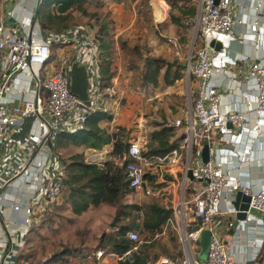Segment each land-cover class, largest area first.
I'll return each mask as SVG.
<instances>
[{
	"label": "built area",
	"instance_id": "2783aa9c",
	"mask_svg": "<svg viewBox=\"0 0 264 264\" xmlns=\"http://www.w3.org/2000/svg\"><path fill=\"white\" fill-rule=\"evenodd\" d=\"M10 1L0 0V17L6 11L5 4ZM198 8L194 37L197 46L191 50L188 67L185 68L192 103L185 118L174 123L182 127L179 148L165 156H145L139 140L132 142L126 154L131 160L124 166L125 179L135 192L143 190L146 196L160 199L163 190L158 184L155 187L148 184L146 167L174 164L179 161L181 151L188 155L182 173V198L173 208L182 256L163 258L156 264H264V238L261 245L255 241L251 244L254 251L252 259L242 261L236 257L237 246L226 243L213 231L217 216L225 212L220 211V205L226 199L227 187L231 184L229 173L242 167L239 161L226 163L225 152L236 144L237 131L248 125L251 113H255L257 118L264 115V59L250 66V75L257 85L255 102L246 96L243 109H222L221 95L212 79L216 71L223 70L228 64V59L211 56V41L229 38L235 23L232 0H220L218 4L216 0H199ZM12 16V25L6 24L3 16L0 18V164L9 163V145L27 147L14 136V132L30 118L32 131L28 140L43 150L32 156L34 150L31 149L12 171L4 167L6 175L0 182V206L8 205L12 210L11 222L28 232L33 223V204L45 200L49 203L58 201L64 189V169H51L52 158L45 152L55 142L57 131L72 128V122L80 125L92 111L90 105L71 90L68 73L71 54L54 58L55 45L68 41L73 35H94L97 38V29L77 25L66 31L49 32L42 28L35 9L25 17L13 12ZM257 27V24L253 26L255 30ZM250 58V54H244L241 60ZM106 91L109 96L117 93L114 85ZM104 108L107 110L106 106ZM258 124L259 120H256V127ZM205 145L209 146L208 161L191 167L193 150ZM123 158L118 161L122 162ZM190 169H194L195 180L203 185L199 189L194 188L191 197L186 199ZM230 186L232 192L241 189L250 196V211L264 212V187L254 190L239 178ZM9 188L15 195H6ZM207 229L212 231V238L207 257L202 260L201 237ZM112 230L115 232L119 228L115 226ZM126 235L136 242L133 247L136 251L140 242L138 230H129ZM129 253L120 255L99 249L95 255L97 259L106 254L125 259Z\"/></svg>",
	"mask_w": 264,
	"mask_h": 264
},
{
	"label": "crops",
	"instance_id": "0c3cea01",
	"mask_svg": "<svg viewBox=\"0 0 264 264\" xmlns=\"http://www.w3.org/2000/svg\"><path fill=\"white\" fill-rule=\"evenodd\" d=\"M192 1L195 3V0ZM197 1L198 3H195L197 5V16L195 18L198 17L199 9V0ZM165 2L157 0L154 4L155 13H157L156 17L159 20L164 18L165 9L167 6V3ZM38 3L39 0H11L10 2H7L5 4L6 11L4 14H2L5 23L8 25L13 24L14 17L12 16V12L14 14L16 13L17 15H21L22 17L28 16L32 10H37ZM232 6L234 9L235 23L230 30V36L229 38L221 41L222 48L220 50H216L214 48L211 50L212 57H216V59L226 57V59H228V64L223 68V70L216 71L212 79V81L217 85V89L221 95V108L225 110L243 109V101L244 97L246 96L255 102L257 85L255 80L250 75V66L253 62L264 59V0H232ZM159 10H162V12ZM2 16L0 18H2ZM255 24L258 25L256 30L253 28ZM93 27H95V30L97 29L96 26ZM74 37L75 36L73 35L68 41L55 45L54 58L59 59L64 54L70 53L72 59V63L70 64L68 72L70 78L72 77L74 65H78L86 69L88 77V100L90 101V108L92 111L103 110L113 114L111 121L103 122L101 125L108 126L110 132L116 131L117 126L126 127L131 131L132 140H139L140 144L142 145V149H146V147H144L145 143L148 142V145L152 144L151 136H149L148 139L146 138L149 129H144L142 127V121L144 122L147 120V118H145V114L148 112V105H145V102L147 104V100L150 98L146 97L145 94L148 93H146V90H141L142 88H140V91H136L134 89V83L131 79L130 82H128V85L126 82L124 85L122 82L123 79H120L119 75L117 74V66L115 63H113V70L116 73L113 77L112 86L114 85L116 87V92L121 91L133 101L136 99L138 102H140L138 104L139 107H137L134 102H130L131 104L128 103L125 106L123 105L124 108H119L120 104L116 103L115 95L109 96L106 89H101L100 86L101 82L99 75V50L97 38L94 37V35L93 37L91 35ZM244 54H250L252 58L248 60H241V57ZM234 60L236 61L235 63L233 62ZM181 62L183 65L184 61ZM120 70H122L121 67ZM131 71L133 73V70ZM180 81L181 80H178L177 82L179 83ZM105 106L107 107V110H105ZM140 107L142 110H145V114L143 113L144 115L141 114L142 116L138 117V115L141 113L139 111V109H141ZM249 116L250 121L248 125L242 130L237 131L238 135L236 136V144L231 145L228 148L229 151L225 152V162L234 163L235 161H239L242 163V167L238 171H230L229 176L231 184L236 180V178H239L244 184L251 185L255 190L257 188L264 187V115H261L257 118L255 113H251ZM85 119L86 117L83 119L80 125H76L72 122V128L66 127L65 129L69 131H75L77 128L79 129L82 127ZM256 120H259L258 127L255 125ZM31 127L32 118L28 119L22 128L14 132V136L17 137L20 142L26 143L27 147L9 145L10 159L9 163L0 164V182H3L5 179L6 174L4 167L8 171H12V169L17 165L18 161L25 157L24 155H26L31 149L34 150L32 156L36 155L38 151L43 150L40 148V145H34L29 142L28 135L30 131H32ZM176 130L175 132L178 135L182 131L181 129ZM146 139L148 141H146ZM107 148L109 149L108 152H110V158L101 160L100 152L102 149L108 150ZM102 149L87 148L85 146H71L66 149V151L72 153H83L84 160L86 162L103 165L107 161L114 158L112 155L113 143L105 145ZM47 150L48 151L45 152L47 157L52 158L51 169L54 168L58 170L63 168L65 171L64 161L60 156V152H55V150L52 148V145L50 150ZM202 150L203 147L197 148L196 156L192 152L190 159L191 167L194 168L199 163L204 162ZM180 155L181 157L179 161L174 164H161L159 166L154 164L152 166L146 167L145 177L148 184L153 187L158 184V186H160L163 190L162 196L160 198V204L172 209L176 207L182 198V189L184 183V177L182 173L186 168L188 155L185 151H181ZM202 185L203 183L200 181L189 178L187 184L189 189L186 194V199L191 197L194 188L199 189ZM230 185L227 187L228 193L225 195L226 199L223 200L220 205V211L229 212L220 213L217 216L216 222L213 225V231L215 234L220 235L226 243L237 246L236 257L238 259L242 261H250L254 254L251 244L255 241L257 245H261L263 242L264 212L251 209L246 220H239L237 218L236 210L232 205V194H234L236 191L232 192ZM10 189L11 188L7 189L6 195H15V192ZM146 197L148 196H146L144 191L141 190L139 192L134 191L130 198H132L134 202H137L144 200ZM7 202H9V200ZM33 209V222L36 220L37 214L39 215L40 211L44 212L45 210H48V216L53 218L51 215L53 210L52 212L49 211L52 209V207L49 206L48 200H45L42 203H34ZM90 209L100 210L101 217L104 219L103 223L108 222L111 232H114L112 230V222L116 216L119 218L116 207L107 203H102L96 207L92 206L80 214L87 213ZM134 215L141 223L142 214L135 212ZM11 216L12 210L8 205L0 206V264H22V251L24 243L27 240L26 236L28 233L24 227L11 222ZM118 218L115 225L116 227H118ZM188 218H190V213L188 214ZM129 219L130 217L125 218L121 220L120 223L122 224L124 222H128ZM230 223H233V225L231 226ZM96 227L97 225L95 224V228ZM33 229L35 228L33 227ZM166 229H171V231H174L178 238V224L174 216H172L163 226L164 233H161L163 235L159 236L160 232H156L153 236L148 235L149 237H147L145 241L140 240L138 243V249L136 251H134L132 248L122 254H127L130 251L128 255L124 256L125 259H119L118 257L107 254L102 256L100 259H97L95 252L100 249L99 243L97 246L94 244L91 245L93 248H90V250L83 249L82 251L78 252L75 251L74 248L71 249L70 252L64 253L63 251L66 249H62V253L60 252L58 254H61V258H63L64 262L62 264H119L120 261H126L133 258V254H137L142 259H146L145 264H156L172 252L170 248L171 245H169V233H166ZM161 242L164 243L165 253L163 251L158 253L153 251L154 248ZM85 250L89 251L88 256L84 253ZM104 250L106 252H114L111 250L110 246L106 247Z\"/></svg>",
	"mask_w": 264,
	"mask_h": 264
},
{
	"label": "trees",
	"instance_id": "16d2710c",
	"mask_svg": "<svg viewBox=\"0 0 264 264\" xmlns=\"http://www.w3.org/2000/svg\"><path fill=\"white\" fill-rule=\"evenodd\" d=\"M90 1L39 0L36 17L46 31H66L81 25L77 20L75 10L87 13V5ZM167 1L173 11L171 14L173 22L180 24L186 18L194 19L197 16V5L192 0ZM105 16L100 14L93 23V26L97 27L100 86L104 90L112 86L116 73L113 70L115 41L111 19ZM123 45L126 46L125 43ZM142 60L144 63L139 79L141 90L159 86L160 82L166 86H172L184 78L185 68L182 62L177 59L169 60L165 57L146 55ZM135 69L139 71L140 67L136 66ZM112 118L113 114L107 111L94 110L86 117L79 129L57 131L56 141L52 144V148L55 152H60L64 161L66 171L64 189L67 191V200L75 214H80L90 207H96L102 203L116 207L119 214V230L109 234L105 233L99 246L103 250L110 246L112 251L122 255L136 244L135 241L127 237L126 234L129 230L136 229L145 235L153 236L156 232L163 230V226L173 216V209L158 202L141 205L127 201L132 196L134 189L129 187L125 179L124 166L131 160L126 154L134 140H132L131 131L126 127L117 126L116 131L110 132L108 126L101 125L103 122L111 121ZM183 118H185L184 115ZM176 129H182V127L170 124L168 120L158 123V127L151 133L152 144L148 145V148L142 149L143 154L145 156H165L179 148L180 134L175 132ZM110 143H113L112 155L114 158L103 165L86 162L83 153H73L66 158L63 156V153L67 152L66 149L71 146L102 149ZM196 151L197 148L193 150L195 156ZM120 157H124L122 162L117 161ZM44 212L47 213L48 210ZM135 212L142 214L141 223L137 221ZM128 217H130L128 222L120 223L121 220ZM71 249L67 248L63 252H70ZM22 256L25 258L27 255L22 254ZM133 256L132 260L120 261L119 264H145L146 259H142L137 254H133ZM181 256L182 252L180 251L174 258L177 259Z\"/></svg>",
	"mask_w": 264,
	"mask_h": 264
},
{
	"label": "rangeland",
	"instance_id": "374dc122",
	"mask_svg": "<svg viewBox=\"0 0 264 264\" xmlns=\"http://www.w3.org/2000/svg\"><path fill=\"white\" fill-rule=\"evenodd\" d=\"M156 1L91 0L87 5V13L75 10L77 20L81 25L93 27L94 20L100 14L103 17L106 15L105 17L111 19L112 34L115 41L113 56L114 63L117 66V74L120 79H123L124 85L125 82L128 85L131 79L136 91H140V87L142 88L139 79L144 63L143 57L150 55L185 62L189 58L190 51L194 46H197L194 44L197 18H186L182 20L181 24L175 23L171 17L173 12L171 5L167 0H160L166 1L167 6L164 18L159 20L156 17L157 13H155L154 4ZM195 3H198V1L195 0ZM159 11L162 12V10ZM136 66L140 67L139 71L135 69ZM120 67L122 70H120ZM131 70H134V72L132 73ZM146 93L148 94H145V96L150 98H148L149 100L146 99L147 104L145 102V105H148V112L145 114V110H142L140 107L139 111L141 113L138 117L145 114V118H147L146 121H142V127L149 129L147 139L151 136L152 131L158 127V123L168 120L170 124H174L177 119H183V115L187 114L192 103L189 95L190 83L185 75L175 85L166 86L163 82H160L159 86L146 89ZM115 101L120 104L119 108H124L130 102H134L139 107L138 104L140 103L136 99L133 101L121 91L115 94ZM147 139L146 141H148ZM144 147L148 148V142L144 144ZM108 151L109 149H102L100 152L102 154L100 156L101 160L110 158V152ZM71 154L73 153L66 152L63 153V156L66 158ZM127 201L130 203H140L141 205H147L152 202L160 203V199L154 197H146L144 200L137 202H134L132 198H128ZM49 206L52 207L49 211L52 212L53 210L51 213L53 218L49 217L46 212L40 211L39 215L37 214L36 220L30 226L32 229L26 236L27 240L24 243L22 251V254L27 256L21 258L22 264H62L64 262L63 258H61V254H58L62 249L75 248V251L78 252L83 249L90 250V248H93L91 245L97 246L98 243H101L100 239L103 238L105 233H111L108 222L103 223L104 219L101 217L100 210L90 209L87 213L83 214L73 213L67 200L66 189L62 191L60 199L49 203ZM95 224L97 225L96 228ZM161 233H164L163 230L160 231L159 236L163 235ZM166 233H169V245H171L172 252L165 256V258L176 259L174 257L180 251L182 252L178 241L179 238H177V235L171 229L167 230ZM139 235L140 240L143 241L149 237L147 234L145 235L141 232H139ZM153 251L157 253L163 251L165 253L164 243L161 242ZM84 253L88 256L89 251L85 250Z\"/></svg>",
	"mask_w": 264,
	"mask_h": 264
},
{
	"label": "water",
	"instance_id": "95a60500",
	"mask_svg": "<svg viewBox=\"0 0 264 264\" xmlns=\"http://www.w3.org/2000/svg\"><path fill=\"white\" fill-rule=\"evenodd\" d=\"M220 0H216V4L219 3ZM211 46L220 50L222 48L221 41L213 40L211 41ZM184 68L188 67V61L183 63ZM71 90L76 93L82 100H84L88 105H90V101L88 100V77L87 72L84 67L74 65L73 73L71 77ZM202 156L204 162H207L209 159V146L205 145L202 150ZM189 177L191 179H195L194 169L189 170ZM232 205L236 210L237 218L239 220H246L248 218L250 212V196L246 195L241 189L237 190L234 194H232ZM118 216L114 218L112 222V227L116 225ZM212 238V231L207 229L203 232L201 237V252L200 257L204 260L207 257L210 241Z\"/></svg>",
	"mask_w": 264,
	"mask_h": 264
},
{
	"label": "bare ground",
	"instance_id": "6f19581e",
	"mask_svg": "<svg viewBox=\"0 0 264 264\" xmlns=\"http://www.w3.org/2000/svg\"><path fill=\"white\" fill-rule=\"evenodd\" d=\"M102 155V154H101ZM104 155V154H103Z\"/></svg>",
	"mask_w": 264,
	"mask_h": 264
}]
</instances>
